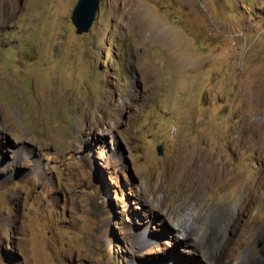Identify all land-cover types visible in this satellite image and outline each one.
<instances>
[{
	"label": "rangeland",
	"instance_id": "rangeland-1",
	"mask_svg": "<svg viewBox=\"0 0 264 264\" xmlns=\"http://www.w3.org/2000/svg\"><path fill=\"white\" fill-rule=\"evenodd\" d=\"M77 3L0 0V264H264V0Z\"/></svg>",
	"mask_w": 264,
	"mask_h": 264
},
{
	"label": "water",
	"instance_id": "water-1",
	"mask_svg": "<svg viewBox=\"0 0 264 264\" xmlns=\"http://www.w3.org/2000/svg\"><path fill=\"white\" fill-rule=\"evenodd\" d=\"M99 3L100 0H78L72 13V21L74 22L78 33L89 30L99 9ZM158 152L162 154V146H160Z\"/></svg>",
	"mask_w": 264,
	"mask_h": 264
},
{
	"label": "bare ground",
	"instance_id": "bare-ground-1",
	"mask_svg": "<svg viewBox=\"0 0 264 264\" xmlns=\"http://www.w3.org/2000/svg\"><path fill=\"white\" fill-rule=\"evenodd\" d=\"M197 162L199 163V169L201 170V166H203V165H204L203 163H205V157L200 156V157L198 158ZM203 167H204V166H203ZM208 170H214V167H211V168H209ZM223 231L226 232V230H225L224 228H223Z\"/></svg>",
	"mask_w": 264,
	"mask_h": 264
}]
</instances>
